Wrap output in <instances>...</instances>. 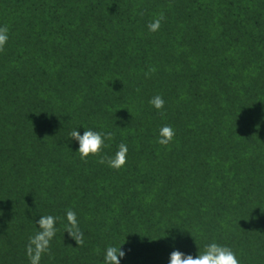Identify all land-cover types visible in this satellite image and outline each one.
Returning a JSON list of instances; mask_svg holds the SVG:
<instances>
[{
	"label": "trees",
	"instance_id": "trees-1",
	"mask_svg": "<svg viewBox=\"0 0 264 264\" xmlns=\"http://www.w3.org/2000/svg\"><path fill=\"white\" fill-rule=\"evenodd\" d=\"M4 25L0 264H30L43 215L40 264H104L120 244V264H169L211 242L264 264V0H0ZM85 128L115 134L105 156L125 143V166L81 160L68 136Z\"/></svg>",
	"mask_w": 264,
	"mask_h": 264
},
{
	"label": "clouds",
	"instance_id": "clouds-1",
	"mask_svg": "<svg viewBox=\"0 0 264 264\" xmlns=\"http://www.w3.org/2000/svg\"><path fill=\"white\" fill-rule=\"evenodd\" d=\"M143 15V13H141ZM165 14L161 11L147 27L150 32H157L161 27V22L165 20ZM9 40V26H0V53L5 50V45ZM156 71L154 66H149L145 72V76H150ZM149 103L157 110L164 108V99L160 95H156L149 100ZM120 109V108H119ZM160 115L163 117L165 112L160 111ZM86 129V128H85ZM114 133L111 131L101 132L86 129L83 135L73 129L69 136L79 142V148L77 152L80 154V159L87 162L89 156L99 157L98 163L107 164L109 167L116 170L121 169L127 162L128 147L125 143L121 142L118 145V150L114 156L103 155V150L108 147L105 141H111L114 139ZM175 137V131L170 125H164L159 130V138L157 143L168 146L171 144ZM58 218L52 215H43L36 222L39 225L40 231L35 235L30 236L26 245V254L30 261V264H40L42 254H51L50 242L54 238L57 228L56 220ZM67 223L64 226V232L73 237L78 246L84 244V233L80 228L79 221L75 211L68 209L66 212ZM193 236V235H192ZM125 242V241H124ZM123 242V243H124ZM122 243V244H123ZM121 244L117 246H108L104 254V264H120V257L125 255V252L121 250ZM99 253V248L96 249ZM169 264H240L235 252L226 245H221L216 242H211L204 246L203 252H200L195 258L191 254H185L179 250H174L170 254Z\"/></svg>",
	"mask_w": 264,
	"mask_h": 264
}]
</instances>
